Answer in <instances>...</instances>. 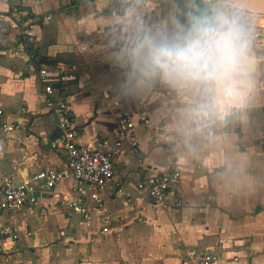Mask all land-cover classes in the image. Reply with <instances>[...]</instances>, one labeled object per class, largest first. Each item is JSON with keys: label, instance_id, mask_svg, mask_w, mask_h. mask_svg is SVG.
Here are the masks:
<instances>
[{"label": "crops", "instance_id": "obj_1", "mask_svg": "<svg viewBox=\"0 0 264 264\" xmlns=\"http://www.w3.org/2000/svg\"><path fill=\"white\" fill-rule=\"evenodd\" d=\"M207 1V0H202ZM200 0H0V185L28 184L59 166L56 121L45 107L39 68L71 107L76 142L113 149L111 130L131 116L139 154L122 149L114 182L86 214L68 213L71 178L38 188L31 200L0 215L11 230L0 240V264H264V107L192 109L200 91L146 77L132 50L145 34L173 36L196 16ZM34 21L32 47L19 31ZM170 165L179 182L165 204L135 188L145 169Z\"/></svg>", "mask_w": 264, "mask_h": 264}, {"label": "built area", "instance_id": "obj_2", "mask_svg": "<svg viewBox=\"0 0 264 264\" xmlns=\"http://www.w3.org/2000/svg\"><path fill=\"white\" fill-rule=\"evenodd\" d=\"M76 3L86 0H72ZM34 21L21 25L19 35L24 46L32 47ZM42 80V96L47 112L56 121L59 130L58 145L64 150V161L61 165L48 167L35 173L28 184H14L5 177L0 185V215L6 210H14L31 200V192L38 188L51 189L58 180L71 178L75 183L76 195L65 203L68 213L80 212L86 214V190L94 206L102 204V193L114 182V158L122 149H127L138 155V138L132 130L131 116L134 112L121 113L111 130L113 149L103 148L106 139L99 141L98 147L80 145L76 142L77 130L73 123L72 110L69 104L57 96V87L45 80L46 70L39 68ZM20 127L1 124L0 128ZM179 182V170L175 165L151 173L148 169L142 171L135 181V188L144 191L153 204H165V199L172 187ZM11 230L0 224V240L9 236ZM194 264H211L213 256L205 251L188 252Z\"/></svg>", "mask_w": 264, "mask_h": 264}, {"label": "clouds", "instance_id": "obj_3", "mask_svg": "<svg viewBox=\"0 0 264 264\" xmlns=\"http://www.w3.org/2000/svg\"><path fill=\"white\" fill-rule=\"evenodd\" d=\"M249 39L234 12L223 7L192 16L175 35H144L132 55L146 77L195 87L201 102L192 109L209 116L222 105L238 102L248 86Z\"/></svg>", "mask_w": 264, "mask_h": 264}, {"label": "water", "instance_id": "obj_4", "mask_svg": "<svg viewBox=\"0 0 264 264\" xmlns=\"http://www.w3.org/2000/svg\"><path fill=\"white\" fill-rule=\"evenodd\" d=\"M223 7L234 12L247 32L249 39L248 69L249 84L243 89V96L233 106L264 107V0H200L196 16Z\"/></svg>", "mask_w": 264, "mask_h": 264}, {"label": "bare ground", "instance_id": "obj_5", "mask_svg": "<svg viewBox=\"0 0 264 264\" xmlns=\"http://www.w3.org/2000/svg\"><path fill=\"white\" fill-rule=\"evenodd\" d=\"M224 108H227L228 106H229V104H227V105H222Z\"/></svg>", "mask_w": 264, "mask_h": 264}, {"label": "rangeland", "instance_id": "obj_6", "mask_svg": "<svg viewBox=\"0 0 264 264\" xmlns=\"http://www.w3.org/2000/svg\"><path fill=\"white\" fill-rule=\"evenodd\" d=\"M142 191V190H141ZM144 192V191H143Z\"/></svg>", "mask_w": 264, "mask_h": 264}]
</instances>
